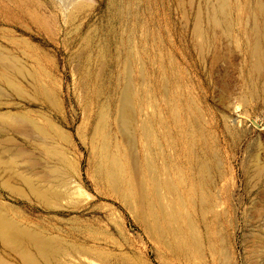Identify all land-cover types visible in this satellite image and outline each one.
<instances>
[{"label":"rangeland","instance_id":"obj_1","mask_svg":"<svg viewBox=\"0 0 264 264\" xmlns=\"http://www.w3.org/2000/svg\"><path fill=\"white\" fill-rule=\"evenodd\" d=\"M248 2L254 11L264 5ZM219 8L220 0H0V52L22 71L15 73L22 93L0 83V151L19 157L23 171L28 160L38 162L34 173L44 176L62 165L49 155L57 149L73 181L71 190L63 189L65 198L48 207L26 190L22 197L0 185V207L67 249L74 246V258L58 264H264V88L263 79L249 73L252 42L242 37L255 20L245 15L241 28L236 22L230 31L218 28ZM199 30L207 34L205 45L197 43ZM127 77L141 96L136 124L146 123L150 144L140 130L131 145L118 134L115 115ZM103 102L114 143L129 163L144 174L145 159L154 156L157 179L176 186L165 190L167 203L175 200L180 212H190L193 235L180 252L99 183L101 141L94 134ZM192 138L218 167L204 194L185 152ZM6 180L0 175V183ZM193 190L190 207L185 203ZM81 247L103 252L105 260L80 255ZM0 256L24 264L1 242Z\"/></svg>","mask_w":264,"mask_h":264},{"label":"bare ground","instance_id":"obj_2","mask_svg":"<svg viewBox=\"0 0 264 264\" xmlns=\"http://www.w3.org/2000/svg\"><path fill=\"white\" fill-rule=\"evenodd\" d=\"M245 15L252 16L255 20L251 29H243L242 31V37L252 42L248 50L250 58L249 73L255 78H262V88H264V5L259 6L256 11H254L248 0L236 2L220 0V8L217 15L214 13L213 23L218 28L223 27L230 31L234 28L235 22L238 23L239 28L242 27L244 21L243 16ZM212 31H214V29H212ZM206 35V32L202 30L198 31L196 40L199 45H205L208 42ZM238 42L237 40V44ZM12 59L0 52V83H5L12 90L22 93L18 84L15 82V73H21L22 71L15 67ZM143 82H145V79ZM134 88V80L131 77H127L126 85L121 90L118 99L119 106L117 105L115 124L117 125L118 134L126 144H134V137L138 130H140V135L144 140L150 144L153 142L151 139L152 134L147 128L146 123H141L139 127L136 124V104L139 103L140 105L142 103L141 96L134 94ZM101 91L102 90L99 88L95 92V98L99 103V97L103 94ZM43 94L46 98L50 99L48 93L44 91ZM105 104L106 103H104V106L102 105L101 112L99 111V123L94 134L95 139L101 141V149L97 150L95 153L97 159L96 172L100 181L99 183L102 182L104 186L111 190L118 198L125 201L127 206L132 209L135 218L144 225L154 237L158 238L161 243L164 241L165 245L174 252H180L183 249V245H186L188 236L193 235L194 229L190 218V212H180L179 204L175 200L167 203L165 190L170 192L176 188V186L173 183L167 184L157 179L158 168L154 156L145 159L146 172L144 174L142 167H140V169H134L129 163L127 159L128 155L125 154L126 151L119 149V145H115L114 143L113 134L110 131L111 129H109L112 114L109 112L110 109L107 110L109 104L107 105L108 108H106ZM11 117L13 116L11 115ZM14 117L16 121H18L17 116ZM1 119L2 116L0 115V120ZM18 119L21 120L20 122L28 120V118L22 117V115L18 117ZM34 125L43 136H47V132L44 128L39 127L35 123ZM60 132L61 131H57V136L59 138L62 137ZM114 146L119 149L118 152L112 151ZM200 149H202V146L197 149L194 144V138H192L191 142L186 146L185 152L188 161L190 163L195 162L198 174L196 182L198 186H200L202 194H204L205 188L213 183L211 171L217 170L218 167L214 157L208 154L205 155L204 150ZM49 152V155L51 154L57 161L62 163V165L59 163L61 166H64L63 163L67 162L65 155L61 154L59 150L49 149ZM3 154L4 153L0 151V175H5L7 180L0 183V185L11 194L23 197L24 194L26 196V190V192H29L28 195H33L43 205L48 207L53 204V202H58L65 198L66 195L63 193V189L67 191L71 190L73 181L70 180V176H67L66 169L64 171L57 162L58 165L55 163L57 166L52 167L47 174L39 176L34 173L38 162H33L32 159L28 160L27 169H24L27 171H23L20 168L19 157H17V159H7ZM23 156L21 157L23 158ZM67 166L68 165H66V167ZM71 167L69 168L71 169ZM135 171L139 172L138 175H140L141 178L139 182L133 183L132 174H135ZM49 183L53 186H49ZM194 194L195 190H193V192L191 191L188 203L184 202L190 207H193L195 202ZM184 219L186 223L181 226ZM184 226L188 228L189 233L184 232ZM0 242L3 248L10 250L18 256L24 264H58L61 258L67 256L73 259V255H75L70 252L74 251V246L71 249H67L65 243L60 238L24 226L22 223L12 218L1 207ZM78 253L82 256L105 260L104 253L97 249L95 250V248L81 247ZM0 264L14 263L0 256Z\"/></svg>","mask_w":264,"mask_h":264}]
</instances>
